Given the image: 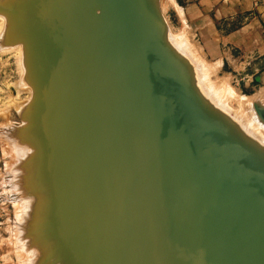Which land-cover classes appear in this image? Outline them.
I'll return each mask as SVG.
<instances>
[{"label":"water","instance_id":"water-1","mask_svg":"<svg viewBox=\"0 0 264 264\" xmlns=\"http://www.w3.org/2000/svg\"><path fill=\"white\" fill-rule=\"evenodd\" d=\"M134 1L136 13L143 21L142 27L144 30L147 28L146 39L151 42L172 85L184 98L183 107L189 117L178 118L179 109L178 112L175 109L164 111L165 108H159L155 99L156 109H153L148 93L144 94L139 86L140 82L146 83L148 79L141 77L140 72L143 70L139 69L135 53L132 50L128 52L130 45L126 42L127 34L121 23L125 0H97L92 15L98 20H87L89 25L92 24L93 31L90 32L83 22H75L80 21L79 18L73 21V26L78 27V46L80 50L85 49V52L79 53L80 60L83 53L88 65L80 75L77 64L74 80L81 88L80 95L85 110L82 122L88 129L86 137L78 134L77 142L74 141L66 151L65 140L68 135H74L76 127L71 125L72 113L64 87L65 97L62 93L61 96L58 94L57 106L53 108L55 115H51L47 121L51 124L48 137L51 144L48 145L57 152V162L53 167L58 181V197L53 200H57L56 211L58 213L59 200L63 194L59 183V168L64 166L72 177V170L77 163L76 152H86L89 161L93 149L97 154L93 145L96 142L106 161L113 167L114 173L111 174L117 175L126 186L134 187L132 193L137 197H133L135 204L140 197L145 198V192L142 191V186L141 189L136 187L127 167L134 172L133 175L144 177L143 184H148L146 195L155 211L162 212L164 218L167 205L171 203L170 198L176 197L180 210L179 219H183L188 225L193 224L195 229L197 250L195 249L194 255L197 254L194 256V264H264V157L233 136L223 124L225 138L213 124L202 118L182 81V71L180 73L177 62L157 46L153 34V29L158 33L156 22L143 10L139 0ZM108 14L111 19L106 20ZM70 22L69 16L68 23ZM147 85L151 88L149 82ZM68 95L67 98H70V90ZM70 107L74 108V113L78 112L77 106L72 104ZM253 107L264 122V107L256 103ZM74 117L77 118L76 115ZM184 118L195 122L200 136L186 124ZM214 149L228 166L221 167L228 171L235 185L223 183L221 167L217 168L210 160V152ZM239 159L243 161L242 164ZM206 160L214 171L205 170L208 165ZM94 175V179L99 181L96 172ZM241 179L247 190L238 194V181ZM98 187L101 192L102 188ZM228 188L243 199L251 195V204L243 205L237 197L229 194ZM184 226L188 228L187 225ZM162 230L160 241L166 248L171 264H182L171 249L176 236L173 231ZM174 247L176 249L175 245ZM128 251L130 255L128 252L125 255L134 264H151L145 253L140 255L142 252L138 250L139 254L135 255L133 251Z\"/></svg>","mask_w":264,"mask_h":264},{"label":"bare ground","instance_id":"bare-ground-1","mask_svg":"<svg viewBox=\"0 0 264 264\" xmlns=\"http://www.w3.org/2000/svg\"><path fill=\"white\" fill-rule=\"evenodd\" d=\"M151 1L153 2V0ZM139 2L143 10L148 12L153 17L157 25V31H159L160 29L159 23L162 24V20L161 21L159 20L158 22L157 19L155 18L159 17L158 19H160L161 18V16L159 15L160 13L158 14L159 16L155 15V18H154V14L156 13H155V10L153 12L154 14L152 13L151 7L153 5L150 7L147 0H139ZM96 5H97V0H22L21 3L17 5L16 11L17 12L23 11V14H22L23 16H20L21 14L18 15V17H16V14L14 15L15 24L13 25L16 26L15 33H18L20 35L19 38H22V41L26 42L24 44H25V51L28 56H26L25 61L30 68L34 86L38 87V85L39 86L41 85V87L43 88L41 92H37V93H40L38 94L39 97L37 98V102H38L37 104L39 106L38 111H39L40 120L43 125V130L45 128H46L45 130L49 128V132L44 130L45 133L47 132L48 134L50 133L51 124H48L47 121L50 120L51 115L52 117L55 115L53 113L55 109L53 110V108L57 106L56 102H57L58 94H60L61 96V93H62L63 95V87H64L66 99L68 100L69 108L72 113L71 125L76 127L74 128V133H73L74 135H68V138H66L65 140L66 151L68 150V148L71 146V144L74 141L77 142V139H79V135H84V137H86V132L88 131L85 124L83 125V122H82V118L84 117L83 111L85 110H84V106L82 104L81 95H80L81 88L74 81L75 75H76L77 64H78V67L80 68L79 69L80 75L83 74L84 70L87 68L88 65H87V61L83 58V53H82V60H80L79 53L82 51L85 52V49L80 50L78 46L79 44L78 27L73 26V25L75 24V22H83L85 26L87 25V28L90 32L93 31L92 24L89 25L87 20H89V18L94 19L95 22L96 20H98L97 17L94 18L93 17L94 15H92V10L94 7H96ZM2 6H5V4ZM3 8L0 7V35H2L3 32L8 31V28L6 29V24L9 21L8 16L12 17L11 13H8L9 11ZM154 8L156 7L154 6ZM122 9L123 10H122V15H121V23L127 34L126 42L127 44L130 45V49L129 50L127 49V50L128 52L132 50L135 53L137 57V62L139 64L138 65L139 69L143 70L142 72H140L141 77L145 76L148 79L147 82H149L151 86V88H149L147 85V82L146 83L140 82L139 86L142 88L143 93L144 94L148 93V97L151 100V105L153 109H156V105H155L156 103L154 102V99H155L157 104H159V108H163V107L165 108L164 111L169 112L172 109H175L178 112V109H179L180 112L178 113V118H181L184 116L189 117L186 114L187 112L186 108L183 107V105H185L184 98L181 96L180 92L172 85L167 72L164 70L163 65L161 64V61L159 60L157 54L155 53L154 48L152 47L151 42H148L146 39V33L148 34L147 28L144 30V28L142 27L143 21L140 19L139 15L136 13L137 9L135 5V1L125 0L124 5L122 6ZM69 16L71 20L70 24L68 23ZM76 18H79L80 21L79 20L75 21ZM92 19L90 20V23ZM108 19H111L109 14H108V17H106V20ZM47 21H49V23H47ZM163 29H165V26L163 27ZM153 34H154V37H155V40H156V43L159 49L163 48L165 52L169 54L170 56L169 58L170 59L173 58V61L177 62L178 64L177 66L179 67L180 73L182 71V76H181L182 81L184 85L186 86V88L188 89L189 94L194 100L196 106L199 108L202 118L203 119L205 118L210 124H213V126L218 129V131L224 138H225L226 132L223 128V125L229 132L233 134V136H235L237 139L247 144L250 148L256 151L257 148H255L254 146L255 145L257 146V144H255L254 146L252 145L253 143L251 144V141H252L251 137H250L251 138L250 143L248 141L246 142L247 140L246 138L249 135H246L247 137L245 136V141H244V138L242 137V135H244L245 133L240 128L232 127V125L228 124L226 120L224 121L223 118L220 120L219 118L221 117H219L218 114L215 115V112L210 111L211 109L208 110L205 104L202 103L199 100V98L198 99L196 98L195 93L191 90V87L188 83V80H187L188 75L186 76L183 67L181 68L182 64H180L178 60L179 58L175 59L176 56L175 57L172 56V54L169 52L170 50H168L166 46L162 43L164 38L161 41L159 37V32L157 33L153 29ZM15 49L17 50V52L21 53V46L20 47L16 46ZM152 51L154 55L152 54ZM78 56H79V60H77ZM164 60L165 62L167 60L165 56H164ZM173 61L171 62L173 63ZM22 67H23V63L20 64V68ZM67 86H69V89ZM69 90H70V98H67L69 96L68 95ZM63 97L65 96L63 95ZM72 104L77 106L78 112H75L76 114L74 113L75 111L73 110L74 108L70 107L72 106ZM143 111L145 115L149 118L150 116L145 112V110ZM73 114L76 115L77 122ZM141 114L143 117H145L143 113ZM257 115L259 116L258 113ZM184 120L186 124L199 135L200 130L196 126L195 122L189 118H184ZM85 123L87 124V121ZM78 126L79 128H77ZM52 129H53V124H52ZM55 130H56V127H55ZM241 131L243 132V134H240ZM209 133L213 134L211 132ZM46 137H43V140L40 139L42 140L41 144L38 142L40 144L39 147L41 149V153L43 154L44 158L46 157V154L48 152L47 151L48 147L50 146V145L48 146V144L49 143L51 144V142L48 141L49 138H46ZM30 145L33 146L34 144H30ZM90 145L92 148L94 145L97 154L95 153L93 149V154L92 155L90 154V158L88 161L86 152L85 154L76 152L77 163H76L75 169L72 170L73 172L72 177L69 175L68 169L66 170L64 166H61L59 168V183H60L61 191L63 194L61 195V199L59 200V205H58L59 211H61L60 215L59 213H56L57 211H54L57 214L54 216H58V217L60 216L58 219H55L54 217V219L57 220V226H56V230L54 229V232L56 233V235H60L59 231L63 229L64 230L66 229V232L70 234H72L73 230L76 231L72 235L68 233L66 235L65 234L66 232H64L65 238L66 236H68L69 238L73 237L76 235L77 232H78L77 235L81 234L80 236L76 235L78 237V238L76 237L77 239L75 237L70 238L69 242L71 243L72 240H74L73 242H77L78 240H80V237L82 239L84 232L89 231L91 233L93 231L92 234H94L93 235L94 239L96 236L97 237L98 235L100 236L98 238L96 237L98 241H96L97 239H95V243L97 244V242L100 241L103 248H99L100 246L94 244L93 242L94 240L89 243L90 249L87 248V245L85 243H87L88 241H91V239L90 237L88 238V235H87L90 233L86 232L85 234L88 238L87 242L84 241L86 240V236L84 235V238L82 239L84 243L81 242L82 240H80V243L77 242V244L75 243L76 245L73 244V246H69L68 242H67L68 243L67 245L62 244L65 249L64 251L68 252L69 250L71 252L72 248L75 245L74 248L77 249L76 251L77 255L80 256L84 254L82 256L87 258V259L84 257L81 258L80 256L83 263L85 264L88 263V259H89L88 264H93V263H90L92 262L90 258L93 257V254H96L97 246L99 249H102L104 250V252L108 253V255L107 253H105V255L107 256L106 258L103 259L102 255L104 256V254L100 252L102 250H98L99 253L102 254L100 256L102 258L99 257L100 254L98 255V251H97V254L95 255L99 257V258L95 257L97 259V262H96L97 264H134L132 261H129L128 256L125 255V252H128V254L130 255V252L128 251V249L131 252L133 251L135 255L139 254L138 250L142 252V254L140 255H143V253H145L147 260L151 264H171L170 257L166 253V248L164 249V246L162 242L160 241V238L162 240V232H163L162 229H164V230H167L168 232L173 231V234L176 236V241L174 242L176 249L173 243L171 244L172 245L171 249H173L175 252V254L173 255L178 256L182 264H194V256L197 254L195 253L194 255L195 249L197 250L195 229L193 228L194 227L193 224L188 225L183 219H179L180 210H179V207L177 206L176 197L172 196L170 198L171 203L167 205V211H165V218H164V216L162 215V212L160 213L158 211L157 213L155 211L153 207V203L151 202L150 198L146 195V192L148 191V184H143V182H145L144 177L139 176V175L137 176L133 175L134 172L130 171L129 168L127 167L128 172L132 174L136 187L138 189H141V186H142L143 187L142 191L145 192V198L140 197L137 203L135 204L133 197L135 199H137V197L132 193L134 192V190L132 189L134 187L130 186L131 187L130 188L126 186L125 184L122 183V181L119 179L117 175H116L117 177L115 175H112L111 172H113L112 170L113 167L106 161L104 153L101 152L99 145L96 142H93V145L91 142ZM50 149L51 148H49V150ZM52 151H53V148H52ZM52 153L56 155L55 151ZM210 153H212V157L210 158V160L215 166H217V168L221 166L228 167L223 161L222 156L220 154L219 155L216 154L217 151L215 149ZM263 154L260 153V155H263ZM50 155L52 156V154ZM119 156L123 164L125 165V161L122 159L121 153L119 154ZM120 158L118 157L119 160ZM46 161L47 160L45 158L43 162L44 168L45 167L48 168L47 166L48 164H50L49 162L48 164L45 163ZM238 161L241 164L243 162L241 159H239ZM56 162H57V159H56ZM56 162L54 163L55 165H56ZM67 162H68V155H67ZM207 163L208 165L205 168V170L206 171L210 170V172L214 171L213 168L209 166L208 161ZM93 165H94L95 170L93 168ZM116 168L119 169L118 166H116ZM95 172L97 173L99 181L98 179L97 180L94 179V177H96L94 175ZM221 172H222L221 174H223L222 176L225 179V180L223 179L224 184L235 185V183H233L232 177L229 175L226 169H222L221 167ZM215 174L219 175V173H215ZM57 182L58 181H56V183ZM244 184L245 182H243L242 179L238 181V191H237L238 194H242L243 192L247 190ZM98 185L100 186V188H102L101 192L98 189L99 188ZM228 189H229V194L237 197V199H239L240 202L243 203V205L251 204V201H250V199L252 200L251 195L248 196L249 198L247 197L243 199L242 196L238 197V195L236 194L234 190L230 188ZM54 195L56 196L57 194H54ZM111 198L114 201L112 203H110L111 202L110 201L109 202L110 205H107L105 203V200L109 201V199ZM141 203H142V206H141ZM53 205H54V202H53ZM31 207L33 206L31 205ZM181 207H184V206L181 205ZM54 208H56V206ZM52 212L53 211H51L50 209V213ZM173 216H175V218ZM54 219L52 218L53 221H55ZM184 224L187 225L188 228H186ZM69 230H72V232H70ZM110 231L113 233V236H114L112 238H111L112 234H110V237L108 238L109 235L107 233H109ZM101 233H102V236L100 235ZM101 237L103 238L107 237V238L106 239L104 238L102 240ZM91 244L92 245L94 244V246L96 245V247H94L95 251L91 250L92 249ZM72 252H71V256L72 257L74 256L73 257L74 259L75 258L78 259L77 255H75ZM109 252H112V253L110 254ZM66 255L67 254H65V257L67 258L68 255L67 256ZM190 255H192V257H190ZM63 259L65 258L63 257ZM84 259L87 260V263ZM71 261H73V259ZM75 261H78L80 263L79 259L78 260L75 259ZM72 264H74V261Z\"/></svg>","mask_w":264,"mask_h":264},{"label":"rangeland","instance_id":"rangeland-1","mask_svg":"<svg viewBox=\"0 0 264 264\" xmlns=\"http://www.w3.org/2000/svg\"><path fill=\"white\" fill-rule=\"evenodd\" d=\"M21 1L0 0V7H4L3 9H6L12 15V17L8 16L9 21L6 24L8 31L0 35V264H72L73 261L74 264H85L81 259L84 257L82 256L84 254L80 255V258L77 255V249L74 247L77 242L80 243L84 235L86 236L85 233L87 231L84 232V235L82 234V239L80 237V240L77 242H73L74 240H72L71 243L69 242L70 238H76L81 234L77 235V232V236L75 234V236L70 238L66 236L67 240L64 236L66 229L59 231L60 235H56L54 232L57 226L55 219L60 217L54 216L57 215V212H54L57 208V200L54 202L56 208H54V205H52L54 207L51 206L54 198L57 199L56 196L58 197V182L56 183L55 171L52 169L57 159V152L54 147L48 145L49 157H47L49 160L46 157L47 161L45 163L48 164L49 162L51 168L49 170L50 164H48V168H44L43 162L45 158L41 153L39 145L43 137L47 136L46 138H48L49 131L48 129L45 130V128L44 130L48 131L45 133L43 130L39 117V106L37 104L38 94H40L37 92H41L43 88L41 85H38L39 89L37 86H34L30 68L25 61L26 56H28L25 51L24 43L26 42L22 41V38H19L20 35L18 33H15L16 26L13 25L15 24V14L16 17L20 14V16H23V11H16L17 5ZM147 1L150 7L153 5L151 7L152 13L154 10L156 13H153L154 18L155 15L160 13L159 15L162 19H158L159 17L155 18L158 22L162 20V24L159 23L160 29H162L158 31L159 37L161 41L164 38L162 43L170 50L169 52L172 56H176L175 59L179 58L178 60L182 64L181 68L183 67L186 76L188 75V83L196 98H199L208 110L211 109L210 111L215 112V115L218 114L221 117H218L220 120L223 118L232 127L240 128L245 133L242 135L244 141L245 136L249 135V138L246 136V142L250 143V139L252 138L251 144L253 143V146L257 144V146H254L257 148L256 151L263 154L264 122L257 115L253 104L256 103L258 106L264 107V87L249 79L250 75L248 77L243 73L244 70L240 67L243 65V57L237 58V56L243 54L239 50V47L236 46L232 49L230 43L228 46L232 52L234 51V63L231 62V59L210 58L207 56L203 44L199 42L198 28L192 26L191 22L183 17L182 11L183 7H185L183 0ZM4 4L5 6H2ZM163 25L165 29H163ZM16 46H21V53L17 52ZM22 63L25 68H20V64ZM248 79L249 83H247ZM242 131L240 134H243ZM49 148H51V152ZM54 151L56 155L52 153ZM54 194L57 195L55 196ZM51 196L55 197L52 198ZM113 201L111 198L109 201L105 200V203L110 205ZM50 209L53 211L52 213H50ZM58 213H61V211L58 210ZM51 229L52 231H50ZM69 231L72 232V230ZM75 232L73 230L72 234ZM92 232H87L90 233L87 235L91 241L87 242V236L86 240H84L88 243H85L87 248H89V243L93 240L94 244H96L95 239L100 237L98 235L94 239ZM67 233L65 234L67 235ZM107 234L109 235H107L108 238L110 234H112L111 238L114 237L111 231ZM100 235L102 236V233ZM101 238L103 240L105 237ZM84 241L82 240L81 242L84 243ZM98 243L100 241L96 245L100 246L99 248H103L102 244ZM62 244H68L69 246L75 244L72 248L73 252H71L77 255L79 261L81 259L80 263L75 261V259H78H74L69 250L68 252L64 251L65 249ZM94 244H91L92 251H95L94 247L96 245L94 246ZM98 246L96 250H102ZM62 251L68 255L67 258ZM102 251L100 252L104 256L99 251L98 255L100 254L99 257L102 255L104 259L108 253L104 252V250ZM109 253L111 254L112 252ZM96 254H93V257L90 258L92 261L90 263L97 264L95 257L98 256H95ZM72 259L73 261H71ZM85 261L87 263V260Z\"/></svg>","mask_w":264,"mask_h":264},{"label":"crops","instance_id":"crops-1","mask_svg":"<svg viewBox=\"0 0 264 264\" xmlns=\"http://www.w3.org/2000/svg\"><path fill=\"white\" fill-rule=\"evenodd\" d=\"M183 17L197 27L208 57L235 59L243 53V73L264 87V0H183ZM249 79L247 83H249Z\"/></svg>","mask_w":264,"mask_h":264}]
</instances>
